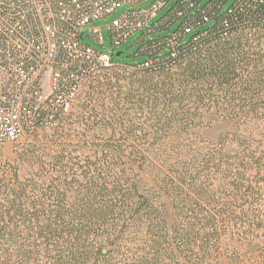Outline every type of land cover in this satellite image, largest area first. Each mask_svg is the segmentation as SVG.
I'll return each instance as SVG.
<instances>
[{
    "label": "trees",
    "instance_id": "1",
    "mask_svg": "<svg viewBox=\"0 0 264 264\" xmlns=\"http://www.w3.org/2000/svg\"><path fill=\"white\" fill-rule=\"evenodd\" d=\"M171 2L143 61L0 144V264H264V0Z\"/></svg>",
    "mask_w": 264,
    "mask_h": 264
},
{
    "label": "built area",
    "instance_id": "2",
    "mask_svg": "<svg viewBox=\"0 0 264 264\" xmlns=\"http://www.w3.org/2000/svg\"><path fill=\"white\" fill-rule=\"evenodd\" d=\"M145 1L0 0V144L18 140L43 108L68 112L76 94V88L67 91L68 85L111 66L114 53L84 43L91 23L128 7L110 24L118 47L147 29L170 2L156 0L139 8ZM90 33L104 46L100 30Z\"/></svg>",
    "mask_w": 264,
    "mask_h": 264
},
{
    "label": "rangeland",
    "instance_id": "3",
    "mask_svg": "<svg viewBox=\"0 0 264 264\" xmlns=\"http://www.w3.org/2000/svg\"><path fill=\"white\" fill-rule=\"evenodd\" d=\"M155 1L156 0H147L143 3H141L139 5V8H143V9L149 8L154 4ZM234 2H235V0H230L227 7L232 5ZM174 4H175V2H171L169 5H167V7L165 9H163L162 11L157 13V15L150 21V25H154V24H157L158 22L162 21L167 16V14L169 13V11L171 10V8L173 7ZM127 9H128V7H124L122 9H120L119 11H117L112 16L107 17L106 19L98 20V21L91 23L85 31V33L87 34V37L84 39L85 44L91 46L92 48H94L98 51H101L104 53L112 52L115 55H117V53H119V52H122L123 53L122 56L117 59V63L121 64V65H132V64H136V63L144 60V57H135V54L139 51L141 45L143 44V42L141 41L142 37L147 33V29L140 30L135 35L130 37L122 45H120L118 47L115 46L113 38H112V34H111L110 24L114 18L120 16ZM177 27H178V24H176L170 30L159 31L155 34L146 35V37H145L146 41H150L152 39H156V38H159L162 36L169 35L173 31H175ZM93 29L100 30V35H101V38L104 42V46L100 45L98 40L95 39L94 37H92L90 30H93ZM107 73L109 74L110 77L113 75L112 71H109ZM120 75H121L120 77L124 76L125 71L121 70ZM95 78H92L89 81H92ZM114 81H116V79ZM85 84H86V82L83 84L81 91L85 89V87H84ZM120 85H123V86L127 85V81H122ZM231 129H232V123L231 122H221V123H217V124H215L209 128L200 129L197 131V134H199L201 137H203L204 139H206L208 141L216 142L222 136L229 133ZM27 139H28V136L22 137L20 142H18L16 144H9V145L7 144V145H4L3 147L8 149L9 154H13L15 152V150L21 148V146L24 145L25 142H27ZM145 181L150 182L152 180L151 179H145ZM161 203H162L163 209L165 211V214L168 216L170 224L172 225L173 224V210H172L171 205H170V200L168 199L167 196H165L161 199Z\"/></svg>",
    "mask_w": 264,
    "mask_h": 264
},
{
    "label": "water",
    "instance_id": "4",
    "mask_svg": "<svg viewBox=\"0 0 264 264\" xmlns=\"http://www.w3.org/2000/svg\"><path fill=\"white\" fill-rule=\"evenodd\" d=\"M86 36L85 35H81V39H84ZM122 55V52L117 53V57H120Z\"/></svg>",
    "mask_w": 264,
    "mask_h": 264
}]
</instances>
